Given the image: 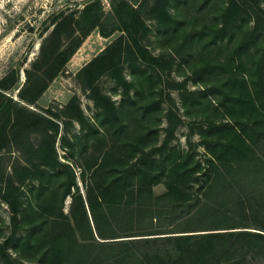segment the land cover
Here are the masks:
<instances>
[{
	"label": "rangeland",
	"instance_id": "obj_1",
	"mask_svg": "<svg viewBox=\"0 0 264 264\" xmlns=\"http://www.w3.org/2000/svg\"><path fill=\"white\" fill-rule=\"evenodd\" d=\"M84 1L0 0V264L61 263L51 246L62 235L71 244L68 235L77 233L73 217L86 232L76 195L85 198L91 191L95 199L96 184L115 175L111 166L137 160L157 173L166 159L180 173L198 162L209 168L205 142L214 143L216 135L208 127L232 120L220 103L258 80L264 0H148L129 9L121 29L108 37L99 26L91 29L93 14L81 25L88 35L66 61L81 41L74 25L81 13L101 5L107 15L125 0ZM102 24L111 29L110 21ZM256 24L261 35L252 38ZM256 150L264 161V140ZM186 177L182 182L193 184ZM256 182H244L240 195L246 204L259 195L253 187L264 190V178ZM194 183L177 193L180 201L200 197L209 205L218 197L203 195L202 182ZM166 189L157 184L154 195ZM257 199L264 202V191ZM231 211L239 220L240 209ZM191 218L181 228H197L204 220ZM245 220L264 230V208ZM155 223L154 228L172 230L169 220ZM142 226L150 231L153 225L145 220ZM145 240L132 247L146 264H181L179 248L197 247L193 240L187 245ZM69 246L63 250L70 253ZM239 247L229 264L262 262L263 253L251 243ZM198 262L192 255L182 264Z\"/></svg>",
	"mask_w": 264,
	"mask_h": 264
},
{
	"label": "trees",
	"instance_id": "obj_2",
	"mask_svg": "<svg viewBox=\"0 0 264 264\" xmlns=\"http://www.w3.org/2000/svg\"><path fill=\"white\" fill-rule=\"evenodd\" d=\"M147 1L125 0L121 6L114 5L113 11L107 15L103 12L101 5L93 12L87 11L86 8L74 22L82 36L81 41L69 52L66 61L72 58L88 35V32L84 34L81 32V25L85 18L90 21V17L96 14L91 29L99 26L101 34L108 37L114 31L121 29L120 23L125 20L129 9L136 11ZM105 20L110 21V30H103L102 23ZM259 29V25L256 24L251 33L252 38H256L258 34L261 35ZM248 41L245 40V42ZM235 57L240 60V53H237ZM256 76L258 80L252 82L253 87H247L245 90L241 87L240 91L238 90L233 96L226 94L225 99L220 103L227 109V114L232 120L224 125L211 124L208 127V132L216 135L214 143L205 142L208 147L206 154L209 168H202L201 163L198 162L194 169L192 168L193 170H189L191 173L188 170L180 173L176 168L173 170L167 166L165 159L159 162L160 168L156 173V169L147 168L145 163L141 165L136 160L127 166H125L126 163L111 166L115 175L104 184L99 186L96 184L99 191L95 199L91 191H88L85 198L77 194L76 200L81 206L83 227L86 232L81 233L77 218L73 217L78 234L71 231L68 235L71 237V244L68 238L62 235L51 246V251L56 252V257L62 259L59 264H146L142 252L132 247V243H142V240L146 241L145 239H152L151 241L155 242L163 239L173 240L186 245L193 240L197 246L195 249L179 248L177 262L180 263L189 260L193 255L199 259L197 264H229L232 250L238 245L241 248L245 233L236 231L185 235H176V233L250 226L251 224L245 220L247 215L254 213L259 207L264 208V202L257 199L258 196L260 197V192L264 191L262 186L258 189L253 187V193L259 190L260 192L250 201V204H246L240 195L246 188L244 182L247 179L256 182L259 178H264V161L256 150V146L264 140V54L259 60ZM46 88L47 86L37 97H40ZM201 169H204V172L198 175ZM172 172L174 174L176 172L174 178ZM187 174H190L192 181L202 182L200 190H203V195H218L217 198L209 200L214 206L203 203V198L200 197L189 204H186L184 199L180 201L177 194L180 190L188 191L189 188H194V182L193 184L182 182V177H186ZM146 175L152 176L149 180H145L143 177ZM72 176L74 177L73 172ZM201 176H205V179L203 180ZM157 184H164L167 191L154 195L153 186ZM67 194H71V191ZM229 195L234 197L231 198ZM176 208H181V213L176 215L174 213ZM234 208L240 209L239 220H235L236 218L232 216L231 210ZM195 215L204 217L202 225L194 226L197 228H181L180 225H183L185 221L191 222V217ZM164 219L169 220L168 226L172 230L154 228L155 222H161ZM145 220L153 225L150 226V231H143L145 228L142 224ZM149 235L151 237H146ZM256 236L259 235L249 236V242L252 243V248L262 252L261 238L257 239ZM32 239L33 236L29 233L25 237L28 244L32 243ZM66 244L70 245V253L63 250L62 246ZM262 253L263 262H252V264H264V251ZM66 257L67 260H65Z\"/></svg>",
	"mask_w": 264,
	"mask_h": 264
},
{
	"label": "crops",
	"instance_id": "obj_3",
	"mask_svg": "<svg viewBox=\"0 0 264 264\" xmlns=\"http://www.w3.org/2000/svg\"><path fill=\"white\" fill-rule=\"evenodd\" d=\"M231 231L241 232L243 234L245 233L246 235L243 236L242 238H243L244 244H246V245L249 242L248 241L249 236L255 237V235H259L260 237L256 236V238L257 239L261 238L260 244L262 247V242H264V239H263L264 238V230H261L258 227L256 228V226H245V227H240V228H228V229H216V230H201V231H191V232H178V233H176V235L218 233V232H231ZM254 246H258V245H254ZM262 262H263V259H262Z\"/></svg>",
	"mask_w": 264,
	"mask_h": 264
},
{
	"label": "water",
	"instance_id": "obj_4",
	"mask_svg": "<svg viewBox=\"0 0 264 264\" xmlns=\"http://www.w3.org/2000/svg\"><path fill=\"white\" fill-rule=\"evenodd\" d=\"M93 0H86V1H84L83 2V4H87V3H90V2H92Z\"/></svg>",
	"mask_w": 264,
	"mask_h": 264
}]
</instances>
